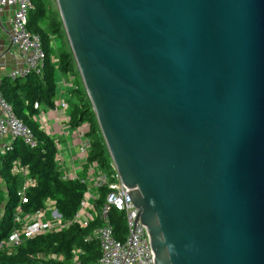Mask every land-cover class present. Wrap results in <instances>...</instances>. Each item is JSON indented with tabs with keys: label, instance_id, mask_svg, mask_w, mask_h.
<instances>
[{
	"label": "water",
	"instance_id": "water-1",
	"mask_svg": "<svg viewBox=\"0 0 264 264\" xmlns=\"http://www.w3.org/2000/svg\"><path fill=\"white\" fill-rule=\"evenodd\" d=\"M153 264H264V0H55Z\"/></svg>",
	"mask_w": 264,
	"mask_h": 264
},
{
	"label": "trees",
	"instance_id": "trees-1",
	"mask_svg": "<svg viewBox=\"0 0 264 264\" xmlns=\"http://www.w3.org/2000/svg\"><path fill=\"white\" fill-rule=\"evenodd\" d=\"M27 28L41 39L45 54L41 72L30 70L16 78L3 76L0 80V93L17 118L31 129L36 144L30 147L16 137L0 151V242L8 238L14 227L13 217L17 206H20L23 214L33 213L45 207L49 199L61 217L71 221L87 188L80 179L85 175L87 163L97 161L101 170L109 175L113 172L111 158L77 70L58 10L51 9L47 0H32ZM54 39L59 40L57 48ZM56 71L77 76L75 86L69 90L65 99L68 128L76 130L82 124H88L85 134L90 144L86 164L83 165L84 172L79 178L62 177L54 159L57 151L55 139L36 120L41 110L54 107ZM15 162L26 167L27 177L34 181L25 189L26 202H22L18 195L24 176L12 171ZM106 190V186L96 190L99 194L96 199L98 209L104 203ZM109 219L115 238L122 240L126 232L122 212L111 209ZM99 224L96 217L85 227L72 222L59 231L25 237L11 252L0 248V264H73L77 249L80 252L76 264H92L99 257V244L94 236Z\"/></svg>",
	"mask_w": 264,
	"mask_h": 264
},
{
	"label": "built area",
	"instance_id": "built-area-1",
	"mask_svg": "<svg viewBox=\"0 0 264 264\" xmlns=\"http://www.w3.org/2000/svg\"><path fill=\"white\" fill-rule=\"evenodd\" d=\"M32 0H0V7L14 6L9 22V42L16 48L22 57L23 64L15 67L9 72L11 78H16L26 74L30 70L41 72L44 61V51L41 45L40 36L30 32L27 28L28 12ZM53 61L56 58L53 57ZM71 75V74H69ZM67 97V96H66ZM65 97V99H66ZM60 100L64 109L67 108L66 100ZM0 142L8 138L9 141L3 142V149L9 146L11 139L19 137L30 147H34L36 142L33 133L17 116L11 106L7 103L0 93ZM37 120V116H36ZM69 118L64 114L63 121L67 124ZM38 121V120H37ZM39 123V122H38ZM88 124H82L75 131L79 139V151L83 159L81 174L84 172L83 165L86 164L89 139L86 137ZM55 161L61 170L64 179L79 178L81 175L78 169L69 165L64 160L62 154L56 147ZM113 172L100 169L97 161L87 163L85 175L80 178L87 188L84 192L83 200L73 218L64 220L53 207L52 200H46L45 207L33 212L23 214L20 206L16 207L14 213V227L7 239L0 242V248L8 252L22 242L25 237H32L48 231H59L72 222H76L82 227L94 218L100 221L99 226L94 231V236L99 244V257L92 264H153L151 256L153 253L147 229L141 224L137 212V207L133 204L128 190L120 182L119 176L112 163ZM12 171L24 176L22 188L18 192L22 202H26L25 189L32 185L34 181L27 177L28 170L18 162L14 163ZM106 186L104 193V203L100 209L96 206L98 198V188ZM116 209L124 216L126 232L122 240L115 238L113 228L109 219V211ZM79 250H75L72 263L76 264ZM56 258L55 256H53Z\"/></svg>",
	"mask_w": 264,
	"mask_h": 264
},
{
	"label": "crops",
	"instance_id": "crops-1",
	"mask_svg": "<svg viewBox=\"0 0 264 264\" xmlns=\"http://www.w3.org/2000/svg\"><path fill=\"white\" fill-rule=\"evenodd\" d=\"M14 6L0 7V80L3 76L8 75L15 67L23 64L21 53L14 48L9 42V22ZM58 39H54V45L57 48L60 44ZM56 99L53 108L43 109L37 115L39 125L55 139L56 147L62 154L65 161L78 169L81 174L82 162L79 151V139L75 130L68 128L63 121L66 109L60 104L64 100L69 90L77 82V76L74 74H62L55 72ZM2 113L0 110V117ZM9 141L8 138L0 142V151L3 150V142Z\"/></svg>",
	"mask_w": 264,
	"mask_h": 264
},
{
	"label": "rangeland",
	"instance_id": "rangeland-1",
	"mask_svg": "<svg viewBox=\"0 0 264 264\" xmlns=\"http://www.w3.org/2000/svg\"><path fill=\"white\" fill-rule=\"evenodd\" d=\"M48 2V6L53 9V10H58L57 9V4L55 0H47ZM66 35V34H65ZM62 40H64V38L62 37ZM59 42V41H58ZM60 44V43H59ZM55 58V57H54Z\"/></svg>",
	"mask_w": 264,
	"mask_h": 264
}]
</instances>
